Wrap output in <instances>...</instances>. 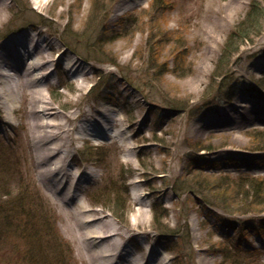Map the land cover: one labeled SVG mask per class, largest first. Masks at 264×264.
<instances>
[{"label":"rangeland","instance_id":"1","mask_svg":"<svg viewBox=\"0 0 264 264\" xmlns=\"http://www.w3.org/2000/svg\"><path fill=\"white\" fill-rule=\"evenodd\" d=\"M154 1L0 0V50L38 41L51 60L38 84L59 114L49 121L70 129L43 141L30 98L0 95V264H58L62 254L90 264L67 214L79 204L135 235L126 248L138 264H264V186L240 179H264V125L226 130L228 113L264 103V18L216 78L254 0ZM231 147L240 159L263 157L239 165L222 155ZM50 148L57 155L47 158ZM48 160L86 180L65 207L49 193L54 178L40 175ZM113 179L128 187L120 189L127 201L92 196ZM154 208L166 213L159 224ZM27 212L36 215L31 226Z\"/></svg>","mask_w":264,"mask_h":264},{"label":"bare ground","instance_id":"2","mask_svg":"<svg viewBox=\"0 0 264 264\" xmlns=\"http://www.w3.org/2000/svg\"><path fill=\"white\" fill-rule=\"evenodd\" d=\"M122 5V4H121ZM119 5L115 11L119 15L123 7ZM10 44V43H9ZM7 43L1 47L0 50V75L3 76L2 82L4 87L0 91V95H6L8 100H15L17 96L23 95L30 98L31 111L34 113V125L40 129V139L51 140L58 134L56 132H64L67 134L70 129L64 125L51 123L49 119L57 117L59 114L52 111V107L47 105L44 97V90L40 86V80L47 81L50 77V69L47 64L51 61L50 56L45 53L40 44L35 42L33 45L26 43H19L18 46ZM8 46V47H7ZM15 48H14V47ZM36 51V53L34 52ZM29 55L26 57V55ZM30 57V58H29ZM29 58V59H28ZM28 59V60H27ZM27 60V61H26ZM11 70L12 73H6L5 70ZM39 70V71H36ZM35 71L37 73H35ZM34 75V76H33ZM247 102V101H245ZM68 120L73 119L72 115L66 116ZM229 122V123H227ZM226 130L231 132L245 130L256 125H264V103L258 106H251V108L243 111L228 113ZM53 127L55 130L50 129ZM50 129V130H49ZM48 133L44 135L43 131ZM236 140L238 138H235ZM239 140V139H238ZM237 142V141H236ZM47 152L46 157L51 158L57 155L55 149H43ZM226 159H239L238 164L247 162L248 164H257V161L262 159L259 157H247L240 159L239 151L237 149H225L222 152ZM46 171L40 173L46 179L53 177L50 181L57 183L55 191L49 193L52 195L55 202L60 201V204L65 207L68 200H75L81 194V186L86 181H82L79 176L72 177L66 172L65 163L62 164L57 160L50 164V160ZM51 184V185H53ZM65 190H67L64 195ZM58 193V194H55ZM64 195V196H63ZM59 197V198H58ZM71 218L74 219V227L72 230L76 233L75 237L78 239L79 252L89 261L90 264H138L132 259L131 250L126 248L129 242L135 235H129L127 232L119 231L113 223H105L104 217L100 211L87 208L85 204H79L74 210V213L68 212ZM66 214V215H67ZM148 264V261H145ZM145 264V263H143Z\"/></svg>","mask_w":264,"mask_h":264},{"label":"trees","instance_id":"3","mask_svg":"<svg viewBox=\"0 0 264 264\" xmlns=\"http://www.w3.org/2000/svg\"><path fill=\"white\" fill-rule=\"evenodd\" d=\"M156 3L158 2H163L161 0H155ZM154 1V3H155ZM264 0H254L251 4H250V9H249V12H248V16L235 28L233 29L228 38H227V41L224 45V48L222 50V56L219 60V63L217 65V68H216V71L214 72V75L213 77H216V78H221L226 75V72H225V65L226 67L232 62V57L235 53H237L239 51V47H240V44L241 43H244L245 41H248V40H252L251 39V34L252 32H255L256 34H260V31L261 29H253V28H256V27H253L254 25L256 26L257 24L261 23L260 21L263 20L264 18ZM254 30V31H253ZM109 179H110V175L108 176ZM116 179V178H115ZM113 179L112 180V184L113 186L112 187H109L108 185H102V190L101 187L99 188V190L93 192L92 196L95 197V199H101L102 195L105 194L106 196H110V194H117L116 197H123L126 201V196L125 194L128 193V187L124 186L123 183H120V188L118 189V186L117 185L118 182L117 180ZM242 180H244V184L243 186H248L250 185V187L255 184L256 186H259V187H263L264 186V179H260V182H257L255 183L256 181H254L253 179L249 178L248 176L247 177H242L240 178ZM254 179H258L257 178H254ZM259 181V180H257ZM123 190V192L125 194H120V192H122L121 190ZM177 192H179L180 190H182V187L181 186H178L177 188H175ZM31 195V193H30ZM125 197H124V196ZM101 197V198H100ZM116 200V205L113 207L114 209L113 210H116V206H118V201L117 199ZM99 203V201H96L95 204ZM30 207H33V206H36V203L35 202H31L29 204ZM220 206L226 210V211H230L228 208H226L225 206H223L222 204H220ZM21 212H22V209L24 208V203L21 204ZM154 222L155 224H159V222L162 221V219L166 216V213L163 211V214L161 216V218H159L157 216V211H156V208H154ZM114 215H116V211H113ZM23 215V218H25V220L27 221L28 225H32V223L34 222V220H37L36 219V215L33 214V213H28L27 214H24L22 213ZM43 222L44 223H48L47 220L49 217H46L43 216ZM48 227L50 230H52V232H57L56 230V220L54 221V223H48ZM171 230V229H170ZM172 231V230H171ZM54 241H58L60 243V245H62L59 237H55L54 238ZM63 242V241H62ZM32 249L30 250L31 251V256H32V259L33 260H37V257H38V247L34 244L32 245ZM63 246V245H62ZM37 250V252L35 251ZM70 261V258L67 256V255H60V259H57V263L58 264H70L71 262ZM42 262H45V261H41L39 263H42ZM50 262H47V264H49Z\"/></svg>","mask_w":264,"mask_h":264}]
</instances>
